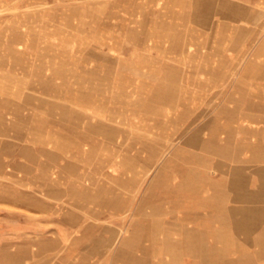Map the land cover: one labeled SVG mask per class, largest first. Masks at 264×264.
Listing matches in <instances>:
<instances>
[{
  "label": "rangeland",
  "instance_id": "rangeland-1",
  "mask_svg": "<svg viewBox=\"0 0 264 264\" xmlns=\"http://www.w3.org/2000/svg\"><path fill=\"white\" fill-rule=\"evenodd\" d=\"M263 93L264 0H0V232L11 216L28 234L0 249L40 250L28 264H264L241 238L263 224L233 240L180 208L247 160Z\"/></svg>",
  "mask_w": 264,
  "mask_h": 264
},
{
  "label": "crops",
  "instance_id": "crops-1",
  "mask_svg": "<svg viewBox=\"0 0 264 264\" xmlns=\"http://www.w3.org/2000/svg\"><path fill=\"white\" fill-rule=\"evenodd\" d=\"M263 96H259V98ZM240 142L244 145L251 146V149H253V151L249 153L247 160L242 164L231 165V167L223 173L219 172L216 175L210 176V186L207 190V193L211 194L210 196L207 194L204 199L205 194L203 195V189L201 188L200 199L192 201L185 197V200L181 203L182 207H180L184 210L185 219H198L197 222L201 225H208L213 222L223 224L224 226L231 224V232L226 233L233 235V240L237 233H239L236 231V228H234L236 225L238 226L242 223L252 224L253 226L256 224L264 225V218L261 219L256 217L257 213L262 209L264 210V136L256 138L242 137L240 138ZM256 145L259 146L257 150H255L257 147ZM209 197L214 198V200H208ZM227 198H229L230 201L226 200ZM235 199L238 200L236 201ZM235 201L236 203H234ZM241 202L243 203L241 204ZM212 208H221L222 214L218 212L215 217L205 215V213H207L206 210ZM196 209L199 210L198 214L201 215H195L193 217L187 214L188 211H190V214H193V212L195 213L193 210ZM240 209L248 211L244 213V215L242 214V216L238 215L239 211L234 212V210ZM8 223L12 228H9L7 233L0 232V239L6 238L4 240H8L10 244L15 243L16 240L27 241L28 234L26 232H20L21 229H18L19 231L17 232V229L14 228L16 224L14 217L9 216ZM248 230L251 232L250 228ZM44 235V233L43 235H39V238ZM241 238L249 241H261L254 255L262 254V256H264V232L258 233L257 235L256 232L248 233L246 237ZM229 239H231V237H229ZM38 254H40V250L33 251L23 246L18 249L2 248L0 249V264H28V257L39 256ZM35 264H39V262L36 260Z\"/></svg>",
  "mask_w": 264,
  "mask_h": 264
}]
</instances>
